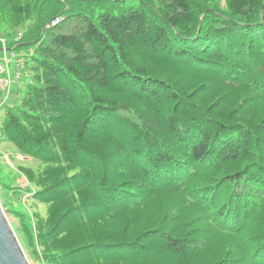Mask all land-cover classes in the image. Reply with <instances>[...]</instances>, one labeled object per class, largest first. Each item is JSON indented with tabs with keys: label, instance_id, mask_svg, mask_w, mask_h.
Wrapping results in <instances>:
<instances>
[{
	"label": "trees",
	"instance_id": "trees-1",
	"mask_svg": "<svg viewBox=\"0 0 264 264\" xmlns=\"http://www.w3.org/2000/svg\"><path fill=\"white\" fill-rule=\"evenodd\" d=\"M221 1L0 0L44 264H264V0Z\"/></svg>",
	"mask_w": 264,
	"mask_h": 264
},
{
	"label": "rangeland",
	"instance_id": "rangeland-1",
	"mask_svg": "<svg viewBox=\"0 0 264 264\" xmlns=\"http://www.w3.org/2000/svg\"><path fill=\"white\" fill-rule=\"evenodd\" d=\"M125 2L128 5L134 4L133 0ZM218 5L223 8L224 2L219 0ZM3 30L4 24L0 18V40L3 39ZM10 69L13 72L17 70L14 60L11 61ZM25 73L24 70L15 73L19 81L13 84L7 103L0 108V125L5 108L19 104L22 85L27 78ZM47 166L45 161L19 153L16 146L5 140L0 133V206L29 264H44L42 256L34 253L37 248L34 220L45 219L48 207L35 198L38 189L29 184L27 177L31 175L34 179Z\"/></svg>",
	"mask_w": 264,
	"mask_h": 264
},
{
	"label": "built area",
	"instance_id": "built-area-1",
	"mask_svg": "<svg viewBox=\"0 0 264 264\" xmlns=\"http://www.w3.org/2000/svg\"><path fill=\"white\" fill-rule=\"evenodd\" d=\"M61 18H55L46 27H56ZM0 108L3 107L9 98L13 84L18 83L19 76L15 73L23 71L25 67V55L22 53L9 51L4 39L0 40ZM32 55V53H30ZM15 61L17 70L13 72L10 69L11 61ZM12 71V72H11ZM14 73V74H13Z\"/></svg>",
	"mask_w": 264,
	"mask_h": 264
},
{
	"label": "water",
	"instance_id": "water-1",
	"mask_svg": "<svg viewBox=\"0 0 264 264\" xmlns=\"http://www.w3.org/2000/svg\"><path fill=\"white\" fill-rule=\"evenodd\" d=\"M0 264H29L0 206Z\"/></svg>",
	"mask_w": 264,
	"mask_h": 264
}]
</instances>
